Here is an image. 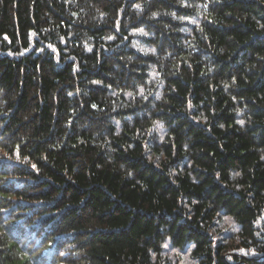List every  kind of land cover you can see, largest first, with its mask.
I'll return each instance as SVG.
<instances>
[{"label":"trees","instance_id":"trees-1","mask_svg":"<svg viewBox=\"0 0 264 264\" xmlns=\"http://www.w3.org/2000/svg\"><path fill=\"white\" fill-rule=\"evenodd\" d=\"M165 239L264 264V0H0V264Z\"/></svg>","mask_w":264,"mask_h":264},{"label":"rangeland","instance_id":"rangeland-1","mask_svg":"<svg viewBox=\"0 0 264 264\" xmlns=\"http://www.w3.org/2000/svg\"><path fill=\"white\" fill-rule=\"evenodd\" d=\"M218 230L228 235L224 238L230 239V236L233 235L237 229L232 226L229 220L222 219L219 222ZM190 250L191 247L187 248L185 251L174 250L170 247L169 241L165 239L163 242L162 261L167 264H193L189 256Z\"/></svg>","mask_w":264,"mask_h":264}]
</instances>
